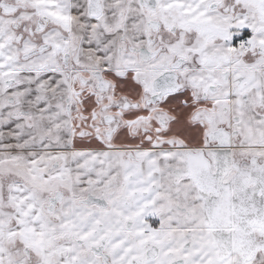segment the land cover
Instances as JSON below:
<instances>
[{
	"label": "snow or ice",
	"instance_id": "obj_1",
	"mask_svg": "<svg viewBox=\"0 0 264 264\" xmlns=\"http://www.w3.org/2000/svg\"><path fill=\"white\" fill-rule=\"evenodd\" d=\"M0 264H264V0H0Z\"/></svg>",
	"mask_w": 264,
	"mask_h": 264
}]
</instances>
